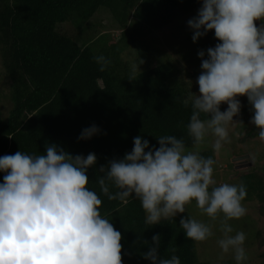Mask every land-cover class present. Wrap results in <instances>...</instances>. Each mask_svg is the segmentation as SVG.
Segmentation results:
<instances>
[{"label":"clouds","instance_id":"1","mask_svg":"<svg viewBox=\"0 0 264 264\" xmlns=\"http://www.w3.org/2000/svg\"><path fill=\"white\" fill-rule=\"evenodd\" d=\"M187 25L194 43L212 30L218 40L198 51V93L184 101L191 107L187 130L194 149L175 135L156 136L158 147L137 135L130 152L98 167L97 183L109 201L138 199L144 222L151 226L185 213L193 201L211 220L222 214L217 243L223 253H233L236 264H244L246 233L232 235L228 221L247 214L242 203L246 186L217 185L215 161L202 155L199 146L209 136L215 152L229 142V125L241 114V96L247 97L250 123L264 141V0H202ZM94 60L100 71L111 63L103 55ZM143 62L132 65L133 76ZM222 103L227 104L223 111ZM101 131L93 124L78 140ZM97 160L95 152L73 155L55 143L40 155L17 151L0 156V264H123L122 234L102 215L101 194L88 187V172ZM179 224L193 241L214 235L208 223L191 216H181ZM160 244L161 235L154 234L143 258L151 264H181L176 255L162 257Z\"/></svg>","mask_w":264,"mask_h":264},{"label":"trees","instance_id":"2","mask_svg":"<svg viewBox=\"0 0 264 264\" xmlns=\"http://www.w3.org/2000/svg\"><path fill=\"white\" fill-rule=\"evenodd\" d=\"M201 3L202 0H0V64L7 85L5 93L0 91V98H8L12 104L6 117L1 116L0 108V156L17 151L44 154L49 143L73 155L95 152L98 160L96 167L89 169L88 187L100 193L97 177L102 174L96 170L109 159L122 158L130 152L137 135L157 147L156 136L175 135L185 140L188 150L194 149L187 130L191 107H186L184 101L189 94L198 93L199 86L181 74L191 71V78L197 77L202 62L198 51L214 47L218 40L212 30L194 43L191 31L185 40L188 51L181 55L184 66H178L167 56L158 55L150 34L181 20L199 9ZM100 9L106 10L117 24L118 37L93 34L80 43L57 29L59 24L69 22L81 31ZM128 48L136 50L137 62L144 61L134 76L132 66L122 58ZM98 55L111 61L105 71H100L94 60ZM238 98L242 108L237 117L248 124L241 126L244 140L255 139L263 150L259 157L262 160L264 141L259 139V129L250 123L251 106L246 96ZM226 108L227 104L222 103L221 110ZM93 124L102 130L101 134L78 140L81 131ZM235 153L250 155L248 150ZM201 154L214 160L211 152ZM260 167L250 166L244 173L238 172V179L247 190L243 202H257L264 218V163ZM3 176L0 172V182ZM100 194L102 215L122 234L123 264H151L142 254L149 250L152 236L157 233L161 235L162 257L176 255L181 264H211L199 258L196 241L186 238L180 227L181 216H190L189 213L151 226L145 224L144 211L135 197L125 203L109 201ZM257 233L264 243V235Z\"/></svg>","mask_w":264,"mask_h":264},{"label":"rangeland","instance_id":"3","mask_svg":"<svg viewBox=\"0 0 264 264\" xmlns=\"http://www.w3.org/2000/svg\"><path fill=\"white\" fill-rule=\"evenodd\" d=\"M197 11L198 9L184 16L181 20L175 21L171 25L151 32L150 37L156 42L155 45L157 47L158 55L167 56L168 58L176 61L178 66H184L182 62L185 61L183 60L182 56H185L186 52L188 51V44L185 40L192 31L187 25V21L197 15ZM82 28L83 29L79 31V28L75 27L69 22L59 24L57 26V29L60 32L69 34L70 36L76 38L80 43L83 39L93 36V34L94 36L97 34H107L111 37H118L120 34L117 24L113 21L110 14L104 9H100L94 13L92 17L86 22V25L82 26ZM122 54V58L128 62L130 66H132L134 63H138V56L135 49H125ZM139 66H141V64ZM187 73L188 74L182 73L181 77L183 76L184 79L191 82V84L192 82H196L198 75L195 78H191V71ZM5 78L4 71L0 64V91L4 93L7 91L6 81H4ZM11 105L12 104L8 98H0L2 117H6L8 115V110L11 108ZM234 119L237 121L229 125L230 140L229 142L224 143L219 152H215L213 150L212 143L214 141V137L211 136L206 138L205 142L199 146L201 152L208 151L211 152V154L213 153L215 161L213 165V176L217 182V185L222 183L234 185L240 184L238 174L241 171L235 167L236 162L233 161V158L243 155H237L235 152L247 150L250 151L248 159L249 162H251V166L256 165L257 168H261L260 165L264 163V156L262 157V160H259V157H261L260 152H263V150L257 146L255 139L244 140V127L246 125V127H248V124L244 125L245 123L238 117H234ZM243 125L244 127L241 128ZM242 203L247 209V214L238 220L233 219L228 221L234 230L232 235H235V233L239 231L246 233L247 239L245 241L244 247L246 249L247 259L244 264H264V256L262 255L264 253V243L261 242L257 235V232L259 231L261 235H264V218L259 213L257 202ZM185 212L189 213L193 218L208 223L212 227L214 233L212 237L202 242L196 241L197 254L201 260L208 261L211 264H226L227 261L234 260L233 253H223L217 243L218 239H220L222 236V233L219 230L221 221L223 219L222 214L218 216L216 220H211V218L207 217L201 212L200 209L196 207L195 201L189 205H186ZM233 264H236L235 260Z\"/></svg>","mask_w":264,"mask_h":264},{"label":"flooded vegetation","instance_id":"4","mask_svg":"<svg viewBox=\"0 0 264 264\" xmlns=\"http://www.w3.org/2000/svg\"><path fill=\"white\" fill-rule=\"evenodd\" d=\"M235 164H234L235 167L241 172L246 171L251 166V162H249V159H246V160H243V161H238Z\"/></svg>","mask_w":264,"mask_h":264},{"label":"water","instance_id":"5","mask_svg":"<svg viewBox=\"0 0 264 264\" xmlns=\"http://www.w3.org/2000/svg\"><path fill=\"white\" fill-rule=\"evenodd\" d=\"M248 157H249V155L237 156V157L233 158V161H235V162H238L239 160L243 161V160H246Z\"/></svg>","mask_w":264,"mask_h":264}]
</instances>
